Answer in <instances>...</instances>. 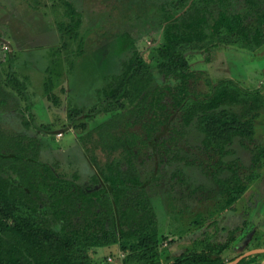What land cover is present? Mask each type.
Returning a JSON list of instances; mask_svg holds the SVG:
<instances>
[{"label":"trees","instance_id":"1","mask_svg":"<svg viewBox=\"0 0 264 264\" xmlns=\"http://www.w3.org/2000/svg\"><path fill=\"white\" fill-rule=\"evenodd\" d=\"M65 4L71 22L60 29L75 37L80 12L69 1ZM163 4L156 70L132 40L129 53L119 61L120 73L111 75L98 90L100 101L84 112L111 116L90 129L84 121L76 123L82 109L68 113L95 169L91 190L78 186V174L65 176L58 161L44 159L42 143L28 133L30 121L23 116L29 105L14 110L9 104L13 92L18 100L26 99V84L10 69L0 68V115L11 108L23 126L16 129L0 116V264H105L95 257L99 248L111 245L124 254L121 264H226L263 247L258 229L245 239L253 228L250 220L227 229L219 223L226 213L240 211V201L260 176L256 170L264 166V144L254 139L256 119L264 112V84L245 88L222 78L207 80L205 91L195 90L197 71L186 54L203 47L201 43L236 45L249 52L262 47L264 0ZM161 76L166 81L155 82ZM48 92L51 98L50 86ZM192 125L201 135L199 145L187 142ZM236 138L252 151L250 167L238 157L226 160L235 154ZM186 167L201 169L216 194H205L201 184L192 186ZM146 173L153 178L150 187ZM206 197L215 200L212 209L205 205L190 215L191 204ZM160 198L184 226L174 232L179 237L169 240L166 252L160 250L166 238L158 219ZM188 226L195 228V236L187 232ZM234 251L238 254L230 256ZM260 256L244 257L237 264H259Z\"/></svg>","mask_w":264,"mask_h":264},{"label":"rangeland","instance_id":"2","mask_svg":"<svg viewBox=\"0 0 264 264\" xmlns=\"http://www.w3.org/2000/svg\"><path fill=\"white\" fill-rule=\"evenodd\" d=\"M66 1L80 12V25L75 37L60 29L61 24L67 26L71 22L66 14ZM165 1L170 0H0V68L4 72L10 69L26 84V99L18 100L17 94L13 92L12 97L16 100H10L9 104L14 110L29 105V112L26 111L23 116L30 121L28 133L41 141L44 158L52 159L61 155L72 166L83 158L81 163L87 164L86 157L81 156L83 150L78 141L81 132L74 127L75 122H70L68 113L75 107L82 109L83 115L79 116L77 120H80L76 123L84 121L90 129L111 116L105 113L93 116L84 112L100 101L98 90L106 85L111 75L120 73L119 61L129 53L132 40L151 70H156L155 50L162 42L163 24L160 25L159 21L162 20L161 6H164ZM199 45L203 47L196 46L186 54L191 69L197 71L195 90L205 91L207 80L222 78H232L245 88H257L264 84V45L254 52L236 45ZM155 79V82L165 80L162 76ZM47 85L50 86L51 98L48 97ZM10 109L3 116V122L22 129L23 126H20L19 119L14 115L17 111ZM254 139L264 144V112L256 119ZM187 141L195 145L201 142V135L193 125L188 128ZM232 147L235 154L226 157V160L238 157L243 165L250 167L252 151L243 147L237 138ZM184 171L192 186L201 184L205 187V194L213 193L211 180L205 177L201 169L186 167ZM263 172L264 166L259 173ZM87 174L83 172L81 176ZM143 177L148 187L152 186L151 175L146 173ZM263 191L264 185L257 194L261 196ZM198 193L200 195L202 191ZM199 195H195L196 200ZM206 198V201H194L191 204L193 212L190 215L204 210L205 205L212 209L211 203L214 204L215 200ZM263 198L261 196L259 200ZM157 205L162 208L159 225L166 237L160 243V250L166 252L167 247L170 248L167 244L169 240L177 239L179 235L175 233L180 228L184 229V226L172 218L165 199H158ZM254 206L242 208L248 211L247 216L253 227L245 239L251 238L255 228L258 229L263 247L257 250L262 252L264 205L262 209L261 205L257 209ZM238 212L233 216L226 213L219 223L220 227L227 229L236 225L239 222L235 219ZM192 228L188 226L190 230L187 232L193 233ZM209 231L210 235L214 233L213 228ZM237 254L234 251L230 256ZM123 257L119 246L111 245L98 249L95 261L121 264ZM257 262L264 264V254Z\"/></svg>","mask_w":264,"mask_h":264},{"label":"flooded vegetation","instance_id":"3","mask_svg":"<svg viewBox=\"0 0 264 264\" xmlns=\"http://www.w3.org/2000/svg\"><path fill=\"white\" fill-rule=\"evenodd\" d=\"M3 117V115H0ZM82 134V133H81ZM187 139V138H186ZM188 142V141H187ZM83 150V149H82ZM44 151H42V155H43ZM84 154V155H83ZM83 154H81L82 157H86L87 159V164H89V167H86L87 164L86 162L83 164L81 163V160L83 159H80L76 162L75 166H72V164L70 162L67 161V158L63 159L62 156L60 155L59 157H54L52 159L50 158H44L46 160H49V161H52V162H56L58 161L59 165H60V171L62 173H64V175L66 176H70V177H73L74 174H78V179L75 180V182L78 184L79 187L85 189V190H91V188H93L94 184H92V182H90L89 178H90V175L92 172H94V167L89 163V158L86 156V154L83 152ZM148 157V156H147ZM209 160V158H207ZM65 160L67 161V164L65 162ZM213 163V162H212ZM206 170H204L205 172ZM258 172L261 171V168L257 169ZM83 172H87L88 174L83 177L81 176ZM159 173V172H158ZM157 173V174H158ZM165 175L166 177L170 176V170L169 171H165ZM261 176H259L256 180H254V182L256 183H251L250 185V188L246 191L245 195H244V199L245 200H241L240 201V205H241V210L242 208H246L248 209V206H250L249 208H251V206H254L255 209H257L256 207H259L261 205V209L263 208V205H264V191L262 192V198L261 200L260 199V195H258V191H260V189L263 187L264 185V172L263 173H260ZM71 179H74V178H71ZM247 202V204H246ZM239 205V204H237ZM161 207V206H160ZM160 210H162V208H158L157 207V212H158V219H159V213H160ZM238 212V214L236 215V220H239V222L241 221H244V220H247L248 219V216H247V212L246 211H241ZM236 212V211H235ZM235 212L233 214H231V216H233L235 214ZM223 219V218H222ZM249 220V219H248ZM238 222V223H239ZM237 223V224H238ZM160 224V223H159ZM256 230V228H255ZM255 232V231H254ZM254 232L253 234L251 235V238L252 236L254 235ZM241 242H239V244L237 245V247L235 249H238V247L240 246ZM103 248V247H102ZM100 249V248H99ZM245 254V253H244ZM257 254V253H256ZM253 254H249L247 256H252ZM246 256V257H247ZM244 258V257H243ZM240 261V260H239ZM238 261V262H239Z\"/></svg>","mask_w":264,"mask_h":264},{"label":"water","instance_id":"4","mask_svg":"<svg viewBox=\"0 0 264 264\" xmlns=\"http://www.w3.org/2000/svg\"><path fill=\"white\" fill-rule=\"evenodd\" d=\"M260 250H254V251H252V252H246L245 254H243L242 256H240V257H238L237 259H235L234 261H231V262H229V263H226V264H236L239 260H241L243 257H246L247 255H249V254H252V253H256V252H259Z\"/></svg>","mask_w":264,"mask_h":264},{"label":"crops","instance_id":"5","mask_svg":"<svg viewBox=\"0 0 264 264\" xmlns=\"http://www.w3.org/2000/svg\"><path fill=\"white\" fill-rule=\"evenodd\" d=\"M253 250H255V249H253ZM256 250H257V249H256ZM245 253H246V252H245ZM256 253L262 255V254H264V251H262V252L259 251V252H256ZM256 253H252V254L254 255V254H256ZM239 257H240V256H239ZM236 259H237V258H236ZM227 263H228V262H227ZM237 263H238V262H237ZM237 263H236V264H237Z\"/></svg>","mask_w":264,"mask_h":264}]
</instances>
